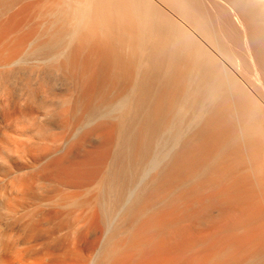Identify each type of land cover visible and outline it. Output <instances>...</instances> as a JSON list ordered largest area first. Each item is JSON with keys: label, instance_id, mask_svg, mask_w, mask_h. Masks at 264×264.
<instances>
[{"label": "bare ground", "instance_id": "6f19581e", "mask_svg": "<svg viewBox=\"0 0 264 264\" xmlns=\"http://www.w3.org/2000/svg\"><path fill=\"white\" fill-rule=\"evenodd\" d=\"M10 3L0 264H264V0Z\"/></svg>", "mask_w": 264, "mask_h": 264}, {"label": "rangeland", "instance_id": "374dc122", "mask_svg": "<svg viewBox=\"0 0 264 264\" xmlns=\"http://www.w3.org/2000/svg\"><path fill=\"white\" fill-rule=\"evenodd\" d=\"M0 1H1V0H0ZM7 6H8L9 9H8L6 6H4L5 8H4V9L2 8L3 11L0 10V12H1V13H0V21H1L0 23L5 25V26L3 27V26L0 24V39H2V37L4 36V34L6 33L7 30H9V31H7V32H10V28H8V25H6V24H9L8 22L11 23V20H9L8 18H11V17H12L11 19L13 20V19H14L13 16H14V17H15V16H18V14H17V15L15 14V13L17 12V10H18V7H17V6L15 7V5H14V7H13V5H11V3H10L9 5L7 4ZM9 6H12V8H10ZM1 7H3V6H1ZM40 13H41V12H40ZM22 15H23V14L19 15V16H21V19H20V17H17L16 19H14L15 21H14V20L12 21V23L15 22V25H14V24H12V25L15 26V27H16V26L18 27V33H21V32L24 33V32H26L27 30H30V28L32 29V27H28V26H25V24H24V25L21 24V23H25V21H24V22L22 21V20L24 19V16H22ZM6 18H7V19H6ZM41 19H43V16H42ZM4 20H7V21H5V22L3 23L2 21H4ZM8 20H9V21H8ZM43 20H44V19H43ZM35 21H36V20H35ZM35 21H34V23H36ZM43 22H44V21H43ZM1 26H2V28H1ZM9 26H10V24H9ZM5 27H7V30H6ZM24 27H25V28H24ZM3 28H4V30H3ZM26 29H27V30H26ZM1 30H2V31H1ZM4 31H5V32H4ZM19 31H20V32H19ZM2 34H3V35H2ZM21 34H22V33H21ZM5 35H7V36L3 37L5 40L3 39L4 41H3V40L0 41V42H1V46H3V47H4V45H5V44H4L5 42H7V43L11 42V39H10V41H7L8 38H10V37H8L9 33H8V34H5ZM9 36H10V35H9ZM11 38H12V37H11ZM34 40H35V39H34ZM37 41H38V40H37ZM3 42H4V43H3ZM2 43H3V45H2ZM7 43H6V44H7ZM35 43H36V41H35ZM1 46H0V47H1ZM5 46H6V45H5ZM3 47L0 48V49L2 50ZM24 65L26 66V64H24ZM28 65H29V64H27V67H28ZM22 66H23V65H22ZM22 66H20V67H22ZM30 66L32 67L31 64H30ZM23 67H24V66H23ZM16 68H18V67H16ZM28 68H29V67H28ZM28 68L25 67V68H23L24 70L22 69V70H23L22 73L20 72V76H21L22 78H23V76H26L27 74H29L30 71H29V72H28V71L24 72L26 69L29 70ZM27 72H28V73H27ZM25 73H26V75H23V74H25ZM42 76H43V74H42V75L40 74V76H39L40 79H39V80H38V78H37L36 80H34L35 82H34V81L31 82V88L33 87L32 89L35 91V89H34V87H36V84H35V83H37V82H41V84H40V83H39V84L37 83V85H39V86L41 85L40 88H41L42 90H41L40 88L36 87V92L39 93V97H40L41 99L43 98L44 93H45L44 98L48 99V100H46V99H45V100L48 101V102L50 103L51 100H52V98H51L52 96H51V95L49 96V91H48V90H49V87L51 86L52 80H54V79H53L52 77H49V78H48V76H45L44 78H42ZM25 78H27V76H26ZM45 78H46V81L42 82L43 80H45ZM51 78H52V80H51ZM33 79H35V78H33ZM42 79H43V80H42ZM48 79H49V81H48ZM36 81H37V82H36ZM47 81H48V82H47ZM50 81H51V82H50ZM45 82H46L47 84H46ZM18 83H21V82L19 81ZM42 83H44V84L46 85V86H43V88H45L46 90L42 88V85H43ZM32 84H35V85H32ZM14 85H16V83H14ZM14 85H13L12 87H14ZM48 86H49V87H48ZM58 86H59V87H57V88L62 87V86H60V85H58ZM10 87H11V86H10ZM10 87H9V89H10ZM12 87H11V88H12ZM14 90H15V89H10V90H8V92H10V94H9V93H8V94H9L10 96H12L11 94L14 93V92H13ZM21 90H22V89H21ZM37 90H39V91H37ZM40 90H41V91H40ZM44 90H45V91H44ZM5 91H6V90H5ZM15 91H17V94H16V92H15V93H14V96H15V97H14V96H12V97H14L15 99H16V97H17L16 100H17V101L19 100V101L17 102V103H18V106H19V104H20L19 108H21V106L24 107V106H25L24 103H26L27 100H25L24 97L22 98L21 95H18L19 93L21 94L22 91L20 92V89H19V93H18V88H17V90H15ZM47 91H48V93L46 94ZM6 92H7V91H6ZM43 92H44V93H43ZM2 93H3V92H1V94H0V95H2V96H1L2 98L0 97V100H1L0 104H2V105L5 104L4 107H7V106H8V101H7V100H8V98H9L10 96H9L8 94L4 95L5 92H4L3 94H2ZM22 93H23V92H22ZM41 94H42L43 96H42ZM3 95H4V96H3ZM7 95H8V98H7ZM16 95H18V96H16ZM40 95H41V96H40ZM5 96H6V97H5ZM19 96L22 98L21 101H20V98L18 99ZM46 96H47V97H46ZM48 96H49V98H48ZM4 98H5V100H3ZM50 98H51V99H50ZM49 99H50V101H49ZM2 100H3L4 102H3ZM23 100H24L25 102H24ZM45 100L42 99V101H45ZM6 101H7V102H6ZM22 101H23L24 103H22ZM55 101L57 102V99L54 100V103H56ZM20 102H21L23 105H21ZM48 102H47V103H48ZM3 103H4V104H3ZM43 105H44V103H43ZM58 109H59V108H58ZM18 117H21V118H18ZM18 119H19V120H20V119L22 120V116H19V115H18V116H17V120L15 119V123H17V125H15V123H13V124H14L16 127L20 128V127L25 126V125L27 126V124H25V123H26V122L28 123V120L25 121V123H23V122H19ZM23 119L26 120L25 117H23ZM17 121H18L20 124H18ZM22 121H23V120H22ZM13 122H14V121H13ZM23 124H24V125H23ZM28 124H29V123H28ZM21 125H22V126H21ZM28 126H29V125H28Z\"/></svg>", "mask_w": 264, "mask_h": 264}]
</instances>
